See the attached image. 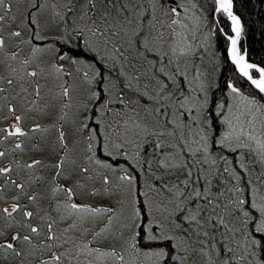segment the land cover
I'll return each mask as SVG.
<instances>
[{"label": "snow or ice", "instance_id": "6c2138e0", "mask_svg": "<svg viewBox=\"0 0 264 264\" xmlns=\"http://www.w3.org/2000/svg\"><path fill=\"white\" fill-rule=\"evenodd\" d=\"M205 11L0 0V264H264V64Z\"/></svg>", "mask_w": 264, "mask_h": 264}, {"label": "trees", "instance_id": "16d2710c", "mask_svg": "<svg viewBox=\"0 0 264 264\" xmlns=\"http://www.w3.org/2000/svg\"><path fill=\"white\" fill-rule=\"evenodd\" d=\"M209 21L219 22V27L231 34L230 22L226 17L213 15V0H200ZM233 11L240 17L243 32L240 38L239 47L241 51L247 52L251 62L264 64V0H233ZM212 54L209 61L218 66L217 76L222 72L226 78L230 75L231 65L226 62V41L220 34L218 28L212 39ZM214 51L217 55H214ZM217 57L219 59L217 60Z\"/></svg>", "mask_w": 264, "mask_h": 264}, {"label": "rangeland", "instance_id": "374dc122", "mask_svg": "<svg viewBox=\"0 0 264 264\" xmlns=\"http://www.w3.org/2000/svg\"><path fill=\"white\" fill-rule=\"evenodd\" d=\"M210 47H209V49H208V52H207V55H206V58L209 60V59H211V54H212V42L210 41ZM215 52V54L217 55V52L216 51H214Z\"/></svg>", "mask_w": 264, "mask_h": 264}, {"label": "water", "instance_id": "95a60500", "mask_svg": "<svg viewBox=\"0 0 264 264\" xmlns=\"http://www.w3.org/2000/svg\"><path fill=\"white\" fill-rule=\"evenodd\" d=\"M234 14H236L235 12H234ZM237 15V14H236ZM238 16V15H237ZM239 17V16H238ZM251 62V61H250Z\"/></svg>", "mask_w": 264, "mask_h": 264}]
</instances>
